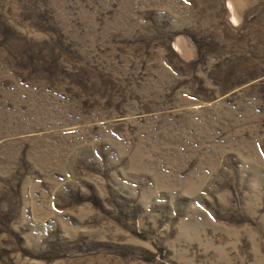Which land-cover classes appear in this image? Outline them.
<instances>
[{
	"label": "rangeland",
	"instance_id": "obj_1",
	"mask_svg": "<svg viewBox=\"0 0 264 264\" xmlns=\"http://www.w3.org/2000/svg\"><path fill=\"white\" fill-rule=\"evenodd\" d=\"M0 264H264V0H0Z\"/></svg>",
	"mask_w": 264,
	"mask_h": 264
},
{
	"label": "bare ground",
	"instance_id": "obj_2",
	"mask_svg": "<svg viewBox=\"0 0 264 264\" xmlns=\"http://www.w3.org/2000/svg\"><path fill=\"white\" fill-rule=\"evenodd\" d=\"M234 17H235V15H234Z\"/></svg>",
	"mask_w": 264,
	"mask_h": 264
}]
</instances>
